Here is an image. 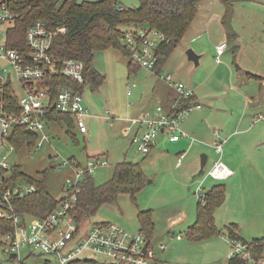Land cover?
Returning a JSON list of instances; mask_svg holds the SVG:
<instances>
[{"label":"built area","instance_id":"built-area-1","mask_svg":"<svg viewBox=\"0 0 264 264\" xmlns=\"http://www.w3.org/2000/svg\"><path fill=\"white\" fill-rule=\"evenodd\" d=\"M17 12L11 8L9 0H0V61L6 66L0 68V217L11 216L14 228L8 233L9 242L4 248L10 257L18 259L23 247H31L42 254L54 256L55 264H155L157 257L152 242L141 231H130L120 224L109 221L95 222L92 225H79L76 219L77 203L81 183L87 174L93 175L100 167L109 165L106 156L90 157L84 164L72 159L63 163L72 173L65 180L64 196L61 202L44 217L24 216L13 212L12 199L30 195L37 191L34 182L20 183L13 177L10 157L16 152L15 141L19 137L16 130L24 128L38 133L37 148L48 139L44 130L51 110L62 114H71L80 133H88L86 125L87 108L82 95L71 85H62L53 98L50 76H68L74 82H84L83 60L73 58L59 59L51 52L55 37L64 33L67 27L50 28L42 20H37L27 29V51L16 50L8 45V35L14 26ZM123 44L131 52V61L159 75L175 91L173 109L168 111L163 105L146 110L139 115L126 118L122 131L131 138V143L143 154L151 152L160 136L166 135L171 142L190 137L183 130L182 123L190 117L193 110L201 104L191 101L194 91L184 82L176 80L173 73L162 74L156 67L157 47L165 39L160 31L150 28L128 26L124 29ZM228 43L223 41L216 46L215 60L222 62V55ZM13 78L20 81L24 89L23 96L16 95L14 103L8 98ZM136 83L129 84L127 95H131ZM16 94V93H15ZM107 119L114 122L116 116L107 111ZM264 121V114L257 113L253 122ZM194 140V139H193ZM225 137L220 129H215L213 143L219 158L211 168L204 171L205 179L196 187L198 200L204 201V181L207 178L226 180L233 171L225 165L223 154ZM184 154L179 155L178 165ZM181 240L182 236H177ZM231 245L229 259L237 257L249 259L252 264H264V244L261 250L255 249L250 242L228 239ZM159 248L166 250L167 244L160 243ZM20 260V259H19Z\"/></svg>","mask_w":264,"mask_h":264},{"label":"rangeland","instance_id":"rangeland-1","mask_svg":"<svg viewBox=\"0 0 264 264\" xmlns=\"http://www.w3.org/2000/svg\"><path fill=\"white\" fill-rule=\"evenodd\" d=\"M207 1L209 0L200 2L206 3ZM258 1L264 5V0ZM118 2L126 9L141 5L140 0H118ZM219 4L223 5L221 2ZM252 4L253 0H237L235 6L239 5L243 10L249 11L250 22H256L257 30L264 37V17L256 16L253 12L255 9L251 8L257 6L253 7ZM256 11L264 16V10L257 9ZM243 20L244 18H239L240 22ZM128 26L130 25H122L120 28L124 31ZM132 26L136 25L132 24ZM94 53V67L104 76V79L102 85L97 89H93L94 86L88 83L82 94L88 114L85 116L88 133H80L75 126L71 132L73 131L77 136L73 138L65 123L60 124L55 120L47 121L44 132L48 135V139L44 144L37 148L36 143V146L31 148L32 151L26 147L20 148V151L11 155L10 162L21 166L24 174L32 180H42L44 175H47L48 192L59 200L64 196L65 180L72 173L69 166L64 167L63 165L68 159H72L78 164H84L90 157L106 156L109 165L100 167L93 174L98 185L112 178L115 168L120 162L140 163L149 179L147 185L135 194V199L129 194H120L117 204L103 205L95 216L87 220L86 224L92 225L95 222L109 221L124 225L126 217H128L130 222L134 220L132 226L134 224L136 226L139 224L138 211L151 209L155 226L151 242L158 257L155 264H227L228 254L231 250L227 234L230 224L234 222L240 223H236L238 232L244 238L252 239L264 236L262 219L253 220L251 214L246 213L238 205L233 206L231 216L229 214L227 216L225 201L217 204L213 212V224L216 225L220 234L204 238L200 234L197 237L194 236L191 228L195 225L198 216V197L195 190L205 177L204 174L197 175L195 179L187 176L186 169L191 165L189 161L191 155L186 158V163L182 168L175 169L171 163L176 161L179 155L173 144H157V149L153 152L143 154L133 146L131 138L123 133L122 121L116 119L111 123L106 118L107 111L111 112V116H130L131 106L128 107L130 103L135 105L141 98L150 97L146 91L142 90L145 86L142 83L145 74L151 75L149 77L151 82H156L157 77L152 74V71L144 69L145 67L144 70L141 69L138 73L130 75L128 68L130 58L120 50L100 49ZM228 54H231V51H228ZM6 65L5 61H0V68ZM210 66H212V62L209 60L196 65L194 61L189 60L186 50L181 53L176 47L165 64L162 74L173 73L175 79L177 77L179 79L176 80L182 82L195 81L200 75L203 76L204 71ZM129 82L142 83V85L141 88H135L133 93L128 96V87L131 84ZM12 87H14L17 97L25 94L20 81L14 78ZM50 156L52 157L50 158ZM210 164L209 161L208 168L211 166ZM212 180V178H207L204 181V192L209 189L212 182H216ZM18 182L30 183L23 178H18ZM227 183L222 182L225 185ZM189 186L192 188L188 189ZM128 229L134 231L130 227ZM137 230H141V228ZM223 234L227 238H223ZM177 236L183 238L180 240ZM9 238L8 233L5 234L0 230V264H20L19 259L25 261V264L56 263L54 256L42 254L31 247H23L19 259H10V256L4 252ZM160 243L167 244L166 250L159 248Z\"/></svg>","mask_w":264,"mask_h":264},{"label":"trees","instance_id":"trees-1","mask_svg":"<svg viewBox=\"0 0 264 264\" xmlns=\"http://www.w3.org/2000/svg\"><path fill=\"white\" fill-rule=\"evenodd\" d=\"M201 0H140V6L126 9L120 5L118 0H9L11 8L17 12L14 26L8 35V45L16 50L27 51V40L25 34L27 29L37 20H42L50 28L67 27L64 34L55 37L51 52L61 60L73 58L83 60L84 77L83 83L78 84L68 76H50L49 83L52 86V95L55 98L62 85H71L81 95L88 83L97 89L102 85L104 76L95 69L94 59L96 50L114 48L129 56V73H135L139 67L131 61V52L123 44L124 31L122 25H136V27L150 28L160 31L165 39L157 47V70L160 72L169 60L176 47L180 44L185 33L195 19ZM226 5L224 21L233 17L234 1L221 0ZM16 94L13 90L8 93V98L15 100ZM186 101V103L192 102ZM16 103V102H15ZM14 103V108H15ZM17 104V103H16ZM48 121L55 120L65 123L73 138L77 134L71 132L75 125V118L71 114H62L51 110L47 115ZM19 136L15 141L16 151L26 147L30 149L36 146L39 138L38 133L30 132L24 128L16 130ZM32 151V150H31ZM11 171L13 177L9 180L15 181L23 178L25 181L37 184V191L26 196L12 199L13 212L21 216L29 214L32 217H44L49 214L62 201L52 197L48 192L47 175L42 180H32L24 174L22 167L13 164ZM197 175H195L196 177ZM148 179L140 163L123 161L117 164L112 178L104 183L97 184L94 176L87 174L81 183L79 200L77 203L76 219L79 225H84L89 218L98 213L105 204H117L120 194H129L135 199V194L140 192L148 182ZM226 185L218 183L205 191L204 201L198 200V216L191 232L197 237H212L220 234L216 225L213 224V212L217 204L224 203L226 199ZM139 225L147 240L151 242L155 226L153 222V211L151 209L139 211ZM14 223L11 216L0 217V230L5 234L13 232ZM225 235V234H223ZM228 239L250 242L255 249L261 250L264 244V236L249 241L243 239L238 232V225L231 223L228 228ZM17 259V257H10ZM20 264L25 261L19 260ZM227 264H252L249 259L230 258Z\"/></svg>","mask_w":264,"mask_h":264},{"label":"crops","instance_id":"crops-1","mask_svg":"<svg viewBox=\"0 0 264 264\" xmlns=\"http://www.w3.org/2000/svg\"><path fill=\"white\" fill-rule=\"evenodd\" d=\"M232 1L233 18L227 22L223 17L226 10L223 1L209 0L199 4L195 19L177 48L181 53L191 48L195 50L200 55L197 65L208 60L212 62V66L208 67L198 80L184 81L194 91V102L200 103L201 107L193 110L190 117L182 123L183 130L190 137L171 142L167 136H160L157 144H173L178 155L184 154L181 164L178 165L179 157L171 163L175 169L182 168L186 158L191 155V165L187 167L186 173L195 179L193 176L200 167L202 153L207 154L211 166L219 158L213 143L215 129H220L226 139L221 160L233 174L226 180L212 178V181L216 182H212L209 188L224 181L228 182L225 200L227 216H231L233 206L238 205L246 213H250L253 220L262 219L264 222V121L253 122L257 113L264 114V37L257 30L256 22H250L249 11L243 10L239 5L235 6L237 0ZM252 5L257 6L251 8L255 9L253 12L256 16L264 17L256 11L264 10V5L258 0H253ZM240 17L244 18L241 22ZM223 41H227L228 45L222 55V62L217 63L215 48ZM228 51H231V54H228ZM141 69L146 68L141 67L135 73ZM152 74L157 77L156 82H151V75L148 73L142 80L145 85L142 90L150 97L141 98L135 105L130 103V116L139 115L148 109L153 110L158 105H163L168 111L173 109L174 89L162 77L153 72ZM142 83H137L133 90L141 88ZM130 116H116L117 120L123 122L121 127L127 123L125 119ZM156 147L151 152L157 149ZM191 188L189 186L188 189ZM132 222L126 217L125 226L120 225L138 231L141 226H132ZM239 235L247 239L240 233ZM222 237L227 238L225 235ZM254 239L259 238L247 240Z\"/></svg>","mask_w":264,"mask_h":264},{"label":"water","instance_id":"water-1","mask_svg":"<svg viewBox=\"0 0 264 264\" xmlns=\"http://www.w3.org/2000/svg\"><path fill=\"white\" fill-rule=\"evenodd\" d=\"M186 53H187V56H188V58H189L190 61H194V63L196 65L199 63L200 55L198 53H196L195 50H193L191 48V49H188ZM51 157L52 156H50V158ZM200 161H201L200 162V167L195 172V174H194L193 177H195V175H200V174H203L204 173V171H205V169H206V167L208 166V163H209L207 154L202 153L201 154V157H200ZM12 256L15 257V254H12Z\"/></svg>","mask_w":264,"mask_h":264}]
</instances>
